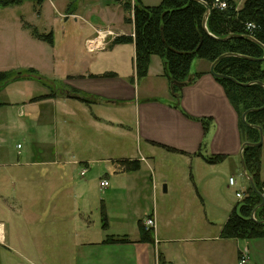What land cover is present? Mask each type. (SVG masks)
<instances>
[{"label":"rangeland","instance_id":"rangeland-1","mask_svg":"<svg viewBox=\"0 0 264 264\" xmlns=\"http://www.w3.org/2000/svg\"><path fill=\"white\" fill-rule=\"evenodd\" d=\"M124 1L77 0L76 13L81 17L75 12L65 13L69 0H23L0 7V71L22 73L20 78L0 87V220L6 228L5 243H0V264H97V253L105 249L97 246L85 249V254L91 255L82 259L75 250L76 237L70 235L72 226H82L85 220L96 225L111 223L108 232L93 231L90 240L105 238V234L114 231L132 235L141 225L151 234L153 244L156 240V258L164 252L170 264L203 262L208 250L216 252L215 264H240L238 250L246 252L245 264H264V238H213L219 236L232 206L241 202L236 191L243 194L248 187L241 157L236 159L234 169L228 163L201 165L181 156L164 154L156 156L150 169L146 163L138 161V144L129 133L111 127L104 130L89 127L94 110H89L85 102L66 101L61 99L63 97L47 102L40 98L50 93L63 95L67 75L86 67H112L126 55L127 63H120L119 69H131L134 58L132 62L133 56H129L128 50L115 51L110 56L104 55L109 44L103 50H86V41L90 39L85 41V37L96 34V43L101 37L82 20L92 16L90 22L99 24L104 18L112 25L97 30L129 32L131 25L125 19L132 15L122 8ZM129 1L134 4V0ZM142 1L148 5L160 2ZM244 1L234 0L237 8H241ZM110 4H118L121 9ZM25 23L31 29H27ZM33 28L41 34L52 32L53 44L32 36ZM110 40L111 37L106 38L107 43ZM29 69L36 73H27ZM77 106L82 109L78 110ZM104 111V117L118 119L108 110ZM126 124L131 125V122ZM70 141L75 144V151L90 154L84 159H90L88 165L57 163L22 168L9 165L52 161L55 150L63 158L72 159L71 152L65 150L66 142ZM120 157L125 159L119 163ZM260 159L259 177L264 181V126ZM148 162L152 165L150 160ZM127 165L129 169L124 168ZM84 166L89 169L82 176L80 171ZM105 173L110 185L102 192L98 183ZM230 177L235 180L234 185L229 184ZM70 180L76 183L75 188H84L87 194L74 195L70 187H66ZM163 185L166 190L169 188L168 192L163 190ZM84 204L88 206L85 210ZM149 217L158 220L161 230L158 236L155 225L147 229L144 224ZM77 229L82 234L83 229ZM180 234L192 235L197 240L176 241ZM203 236L211 239L200 241ZM154 264L169 263L157 259Z\"/></svg>","mask_w":264,"mask_h":264},{"label":"crops","instance_id":"crops-1","mask_svg":"<svg viewBox=\"0 0 264 264\" xmlns=\"http://www.w3.org/2000/svg\"><path fill=\"white\" fill-rule=\"evenodd\" d=\"M111 6L121 9L118 4H110ZM75 15L78 16L76 11ZM75 18L73 17L74 20H76ZM98 18L100 19V16ZM91 19L92 16L90 18H82V20L89 23L93 33H95V29L97 30V28H110L112 25L111 21H107L104 18L99 24L91 23ZM130 25L131 30L129 32L122 29L112 30L118 36H133V25L131 23ZM95 35L85 37V41L94 38ZM112 40L113 38L109 41V48H106L107 50L106 52L104 51V55L110 56L115 51L120 53L128 50L129 56H133V62V58L135 59L134 43H130L129 46L128 44L111 46ZM127 58L124 55L121 60L118 59L116 61V64H112V67H105L103 69H93L92 67L87 69L86 67L79 72L67 75L65 89L62 91L63 95L54 93L52 98L43 100L54 102L63 97L61 99L71 101L75 99L72 97L73 93L71 91H78L80 95L91 100V103H86V105H89V110L91 108L94 110L92 111V117H90L89 127L96 129L95 126H98L97 129L102 127V130L111 127L129 133L130 137L134 138L138 144L140 155L137 158L138 161L146 163L150 169H153V162L156 156H163L164 154L168 157L181 156L190 163L201 165L202 163L208 165H219L220 163L221 165H225V163H228L227 165L233 166L235 169L236 159L238 160L240 157L242 144L245 142V139L239 129V116L237 112L227 98L223 86L210 74L211 63L201 59L193 60L190 67V76L194 77V79L191 83L181 88L179 99L175 100L171 95L170 83L165 76L164 63L159 56H151L147 74L141 79L136 77L135 65L133 64L131 69H119L120 63L122 65L127 63ZM71 107L76 106H72L71 104ZM104 110H108L109 114L118 116V119H115V117H104L106 116ZM96 111H102V113L99 114ZM73 112H69L68 114ZM126 122H131V125L126 124ZM74 146L75 144L72 145L71 141L66 142L65 145L66 153L71 152L70 158L72 159L63 158L62 154L58 150H55L52 161H25L22 163H10L9 165L21 166L20 168L29 165L57 163H69L73 165L82 163L88 165L90 159H84H87L90 154L85 151H75ZM130 158L128 157L127 159L130 160ZM208 158L215 160L209 162L206 160ZM123 159L125 158L120 157L118 159L119 163ZM148 160L152 162V165ZM84 168H87V171L89 169L88 166H84ZM121 170L112 171L118 173ZM103 179H106L109 183L107 173L99 177V182ZM75 184L74 181L70 180L69 186L67 185L66 187H70L74 195L76 193L82 197L87 194L84 188H75ZM99 191H101L100 187ZM168 191L169 188H167L166 192ZM235 205L232 206V209ZM83 207L85 210L88 206L85 205ZM104 208L106 211L105 205ZM72 211L75 212V209L72 208ZM1 218L3 217L1 216ZM99 220L102 221V219ZM154 220H156L155 235L158 236L161 232L160 225L156 217ZM84 222L82 226H79L83 229L82 234L77 229L79 228L78 225H73L70 232V235H75L76 237L78 245L74 249L80 252V258L82 259L88 258L91 255V253L85 254V249L97 246V248L103 247L105 249L97 253V264H154L157 259L158 261L163 260V262L171 263V260H168L164 252L159 253V258H156V240L154 244L152 242L149 244V242L139 241L140 232L138 228L133 231L132 235L127 232L118 233L114 231L111 234H105V238L91 239L93 240L91 241L90 234L93 231L98 233L104 231L106 233L109 231L111 223L104 222L102 225L100 223L96 225L95 222L89 220H85ZM0 225V243H5L6 228L2 219L0 220ZM223 225L220 228V232ZM220 232L219 236L213 238H221ZM110 236L120 238L122 241L113 242L114 244L106 242ZM177 239L176 241L197 240L189 234H180ZM210 239L204 236L199 238L200 241L204 242H208ZM157 241L159 242V239ZM106 248H114L115 250L112 252L106 250ZM240 252L242 251L238 250V253ZM203 257V262L193 264H215L213 260L216 258V252L212 253V250H208Z\"/></svg>","mask_w":264,"mask_h":264},{"label":"trees","instance_id":"trees-1","mask_svg":"<svg viewBox=\"0 0 264 264\" xmlns=\"http://www.w3.org/2000/svg\"><path fill=\"white\" fill-rule=\"evenodd\" d=\"M22 1L0 0V7L16 5ZM200 1L160 0L155 5H148L142 0H134L132 5L129 0H125L122 8L132 15L125 21L133 25V36H116L110 45L134 43V65L138 79L146 76L153 55L162 59L169 83L185 82L190 76L194 59L215 62L216 73L233 79L215 78L223 86L227 98L239 116V129L245 142H258V130L247 126L241 117L247 112V124L264 126V109H260L264 106V87L257 83L264 84V0H245L241 8L236 7L234 0H227L224 9L213 7L214 0ZM76 3L77 0H69L65 13L75 12ZM205 4L209 7L206 30L203 27ZM25 27L31 29L26 23ZM32 36L53 44L52 32L41 34L33 28ZM27 73L36 72L29 69ZM21 75L20 72L0 71V87L8 81L20 78ZM170 86L173 99L178 100L182 87L176 84ZM71 93L75 99L91 103V100L80 95L78 91L72 90ZM53 96L54 93H50L40 98L48 99ZM260 150L261 146H245L242 150L246 173L252 177L257 192L248 184L240 204L236 203L221 229L220 236L223 239L264 238V204L261 205L264 181L259 177ZM206 160L213 162L215 159ZM124 168L129 169L130 166ZM139 232V241H153L151 234L141 225ZM119 241L122 239L113 236L106 240L109 243Z\"/></svg>","mask_w":264,"mask_h":264},{"label":"built area","instance_id":"built-area-1","mask_svg":"<svg viewBox=\"0 0 264 264\" xmlns=\"http://www.w3.org/2000/svg\"><path fill=\"white\" fill-rule=\"evenodd\" d=\"M212 6L215 8L224 9L227 6V0H214ZM96 33H97L98 37H101V41L96 43L94 38L86 41V48L90 52L105 49L106 44H108L106 41V38H108V37L115 38L116 36H118L117 34H115V32H113L111 30H104V31L96 30ZM17 147L20 148V145H18ZM86 172H87V168H83L82 171L80 172V174L83 176ZM235 183L236 182L233 178L229 179L230 185H234ZM108 185H109V183L106 179H103L99 182V187H100L101 191L104 190L105 188H107ZM236 196L239 199L243 198V194L240 191L236 192ZM252 217H254V216L252 215ZM144 224L147 227V229H153L154 225H155V221L152 217H149L146 219ZM245 258H246V252L242 251L240 264L246 263Z\"/></svg>","mask_w":264,"mask_h":264},{"label":"water","instance_id":"water-1","mask_svg":"<svg viewBox=\"0 0 264 264\" xmlns=\"http://www.w3.org/2000/svg\"><path fill=\"white\" fill-rule=\"evenodd\" d=\"M197 1H200V0H197ZM200 2H201V1H200ZM205 6H206V15H205L204 20H203V27H204V29L206 30L205 22H206V18H207V16H208V13H209V7H208L206 4H205ZM211 36H212V35H211ZM248 38H249L250 40H252V41H255V40H254L253 38H251V37H248ZM255 42H257V41H255ZM263 58H264V57H263ZM214 65H215V62L211 63V66H210V74H211L214 78L233 80L232 78H230V77H228V76H226V75L216 73V72L214 71ZM191 81H192V76H189L188 79H187L185 82L175 83L174 81H171V82H170V85H172V84H176V85H178V86L183 87V86H185V85L191 83ZM257 83H258L260 86L264 87V84H263V83H261V82H257ZM170 87H171V86H170ZM260 109H264V106L261 107ZM246 113H247V112H244V113L242 114L241 120H242L247 126H250V127L256 128V129L258 130V132H259L260 139H259L258 142H255V143H253V142H248V141H247V142H244V143L242 144V150H243V148H244L245 146H261V144H262V127H261V126H258V125H249V124H247L246 121H245V115H246ZM240 157H241V163H242V168H243V171H244V175H245V177L247 178V180H248V182H249V184H250L252 190H253L254 192H257L252 177L249 176V175L246 173V168H245V165H244V161H243V157H242V152H241V154H240ZM163 190L166 191V186H165V185L163 186ZM262 204H264V197H263V196H262V203H261V205H262ZM261 205H259V206H261Z\"/></svg>","mask_w":264,"mask_h":264},{"label":"bare ground","instance_id":"bare-ground-1","mask_svg":"<svg viewBox=\"0 0 264 264\" xmlns=\"http://www.w3.org/2000/svg\"><path fill=\"white\" fill-rule=\"evenodd\" d=\"M0 230H1V228H0Z\"/></svg>","mask_w":264,"mask_h":264}]
</instances>
